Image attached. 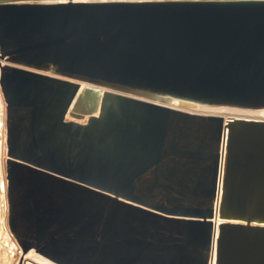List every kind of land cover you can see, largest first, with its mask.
Segmentation results:
<instances>
[{"label":"water","instance_id":"1","mask_svg":"<svg viewBox=\"0 0 264 264\" xmlns=\"http://www.w3.org/2000/svg\"><path fill=\"white\" fill-rule=\"evenodd\" d=\"M3 59L23 252L264 264V120L152 100L264 106V0H0Z\"/></svg>","mask_w":264,"mask_h":264},{"label":"bare ground","instance_id":"2","mask_svg":"<svg viewBox=\"0 0 264 264\" xmlns=\"http://www.w3.org/2000/svg\"><path fill=\"white\" fill-rule=\"evenodd\" d=\"M4 63L9 61L1 60ZM81 87L92 86L103 89L106 86L93 84L87 81H80ZM139 93V92H138ZM137 93V94H138ZM137 97L151 99L152 95L141 93L142 95L131 93ZM146 96V97H145ZM150 96V97H147ZM155 102L178 108L183 111L197 114L219 115L226 120L227 118H244L264 120V106L249 107L238 105L224 104H200L190 101L175 100L168 97L153 96ZM6 127H5V103L3 102L2 93L0 90V264H56L43 255L29 250V255L25 259L18 260V255L22 249L17 245L8 229V201H7V184H6ZM21 254V253H20ZM19 261V262H18Z\"/></svg>","mask_w":264,"mask_h":264},{"label":"rangeland","instance_id":"3","mask_svg":"<svg viewBox=\"0 0 264 264\" xmlns=\"http://www.w3.org/2000/svg\"><path fill=\"white\" fill-rule=\"evenodd\" d=\"M0 61H1V60H0ZM1 63H4V62L1 61ZM29 250H31V249H29ZM29 250L26 251V252H23V251L20 252L21 254L19 253V255H18V258H19V259H18V260L20 261V259H25V257H27V256L29 255ZM33 250H34V249H33ZM19 261H18V262H19Z\"/></svg>","mask_w":264,"mask_h":264}]
</instances>
